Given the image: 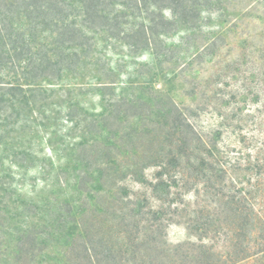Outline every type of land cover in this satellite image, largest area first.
I'll list each match as a JSON object with an SVG mask.
<instances>
[{"label": "trees", "instance_id": "obj_1", "mask_svg": "<svg viewBox=\"0 0 264 264\" xmlns=\"http://www.w3.org/2000/svg\"><path fill=\"white\" fill-rule=\"evenodd\" d=\"M212 1L0 0V264H234L250 256L223 254L203 238L226 227L259 237V183L234 173L230 147L200 123V108L160 89L134 90L155 68L217 53L202 26L234 0ZM128 179L160 201L208 195L211 210L232 205L233 221L191 217L198 240L170 245L179 208L151 207ZM42 180L51 184L39 189Z\"/></svg>", "mask_w": 264, "mask_h": 264}, {"label": "rangeland", "instance_id": "obj_2", "mask_svg": "<svg viewBox=\"0 0 264 264\" xmlns=\"http://www.w3.org/2000/svg\"><path fill=\"white\" fill-rule=\"evenodd\" d=\"M215 9L217 12L202 26L201 35L205 33L208 39L216 40L220 47L217 53L204 62L196 61L194 66L178 62L171 69L155 68L141 78L145 87L134 90L146 95V91L160 89L168 92L180 105L200 108V123L207 131L214 129L219 143L230 147L228 159L234 173L250 179V184L259 183L260 201L264 202V0L226 1L216 5ZM193 49L180 51L177 54L179 61H189L195 54ZM148 56L138 57L137 67L139 62L147 61ZM154 173V168L146 170L148 180L153 179ZM126 181L132 194L145 195L151 207L163 205L169 215L172 211L178 213L174 207L179 208V214L173 216L168 227L170 245L198 240L188 228L191 217L206 220L210 212L223 220L222 225L233 221L232 205L211 210L216 201L208 195L198 198L188 192L160 201L147 183L133 179ZM50 184L42 180L38 188L44 189ZM207 203H210L207 208L195 213ZM262 227L259 237L255 238L249 232L226 227L215 236L208 234L203 241L223 254L231 251L250 255L234 264H264L263 223ZM51 252L55 260V249ZM7 254L9 261L11 256L9 252Z\"/></svg>", "mask_w": 264, "mask_h": 264}]
</instances>
